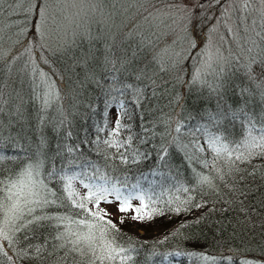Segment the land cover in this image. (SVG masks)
<instances>
[{
    "label": "trees",
    "instance_id": "obj_1",
    "mask_svg": "<svg viewBox=\"0 0 264 264\" xmlns=\"http://www.w3.org/2000/svg\"><path fill=\"white\" fill-rule=\"evenodd\" d=\"M27 8L19 16L15 44L1 46L7 53L0 54V154L17 158L0 162V181L18 178L27 164L42 160L36 178L55 193L49 199L56 203L36 208L33 215L67 219L59 226L54 219L29 224L33 216L23 215L8 235L10 240H0L7 253L0 252V264H93L94 260L101 264L95 257L108 254L103 250L105 240L117 250L128 249L124 264H147L148 255L159 264L161 257L176 252L182 257L171 264H248L250 260L264 264V155L247 160L233 157L235 162L226 156L216 158L204 144V132L197 131L223 132L229 146L235 147L248 134L249 118L255 128H264V37H259L260 55L251 70L226 63L196 74L198 44L191 39L195 35L175 61L151 55L154 38L147 31L128 33L131 28L115 20L90 26L63 49L47 50L32 33L37 10ZM146 19L142 16L140 21ZM106 56L116 59L115 66L105 62ZM125 85H131L124 90L127 114L114 137L104 125L110 123L105 121V103L116 95L110 86ZM177 122L186 134L176 131ZM129 137L119 152L105 144L116 139L123 143ZM197 142L204 151H197ZM122 153L139 156L135 163L131 159L123 163ZM82 164L100 169L96 174L87 167L89 176L105 174L113 181L127 177L129 185L140 179L143 191L152 197L151 204L145 199L149 205L145 211L157 214L140 221L132 213L130 219L116 223L110 214L101 220L73 206L65 198L62 182L47 173L53 167L67 170L68 175L83 173ZM153 171L158 175H150ZM144 174H149L147 182L141 179ZM203 177L207 179L202 182ZM87 191H75L77 204ZM84 203L90 212L105 213L91 202ZM2 218L0 213V224ZM66 230L75 234L73 239L94 237L95 254L83 244L80 251H73L71 244L57 239ZM103 264H121V260Z\"/></svg>",
    "mask_w": 264,
    "mask_h": 264
},
{
    "label": "rangeland",
    "instance_id": "obj_2",
    "mask_svg": "<svg viewBox=\"0 0 264 264\" xmlns=\"http://www.w3.org/2000/svg\"><path fill=\"white\" fill-rule=\"evenodd\" d=\"M26 8L37 10L32 33L36 36L37 44L47 50L63 49L77 35L85 34L90 26L109 24L115 20L126 25L125 28H131L128 33L147 31L148 37L154 38L151 55L169 57L175 61L181 59L190 36L195 35L197 39H191L197 40L198 44L194 54L197 55L196 74L220 69L226 63L251 70L256 56L260 55L257 44L259 37H264V0H0V54L7 53V49L1 46L6 48L17 41L19 16ZM142 16L147 17L146 22L140 21ZM9 77L7 73L6 78ZM115 96L125 100L124 94L116 93ZM105 114L110 115H105V121L110 123L104 125H109L113 130L116 108H107ZM259 129L256 127L253 131L258 133ZM72 185L79 193L84 189L77 179L72 181ZM131 204L138 207L140 201L133 199ZM98 208L110 214L116 223L130 219L133 213L131 210L119 212L116 203L101 202ZM18 220L13 223L3 214L0 229L9 235ZM115 227L118 228V225ZM164 256L159 259V264H169L174 258L182 257L171 256L173 259L165 261ZM146 258L147 264H156L151 255ZM248 264L263 263L250 260Z\"/></svg>",
    "mask_w": 264,
    "mask_h": 264
},
{
    "label": "snow or ice",
    "instance_id": "obj_3",
    "mask_svg": "<svg viewBox=\"0 0 264 264\" xmlns=\"http://www.w3.org/2000/svg\"><path fill=\"white\" fill-rule=\"evenodd\" d=\"M39 5H37V8ZM106 63H112L113 66L116 64V59L109 60V58L105 57ZM139 79V77H137ZM113 81L116 80V77L113 76L111 78ZM131 87V85H125L123 87H112L110 86L109 91L119 93L121 96L124 94V90L126 88ZM139 94L140 90H137V100L135 101L137 104L139 103ZM48 101L45 100V104L47 105ZM106 108L115 107L116 108V121L115 128L112 130L110 135L114 137H118L121 128L123 127L121 121L122 118L127 114L126 110V101L123 99H119L117 96H112L110 100L105 103ZM248 135L244 137V139L235 145V147H230L227 142V136L221 132L219 134L214 132H207L204 129H197V131L204 132V144L207 146V149L210 150L216 158L227 157L230 161L235 162V160H247L251 159L254 155H264V128H260L257 135L253 136L252 131L255 130V123L252 118L248 119ZM176 131H180V126L178 125ZM131 140V137L128 140L121 143L118 139L116 140H106L105 144L109 147H115L119 152L120 148H126L128 142ZM197 151H204V148L199 145L197 142ZM243 149V150H241ZM167 151L166 149L164 150ZM139 153L132 156L131 158L127 154H121L120 159L123 163H128L129 160L133 163L137 161ZM233 157L235 160H233ZM17 157H5L0 154V162L5 159H16ZM160 159L163 161L164 157L161 156ZM43 161L40 160L35 164L29 163L27 164L18 174V178H13L10 180L0 181V213H3L9 220L13 223L17 219H21L25 213L32 215L33 219L29 220L28 223H39L42 220H56L58 222V226L63 224V222L67 219L64 216H35L33 215L36 208H42L49 204L56 203L55 200L49 199L50 196H54L55 193L48 188L47 184L42 179H35L40 175V168L43 167ZM80 168L84 169L83 173L77 172L73 175H68L67 170L61 168L59 171L53 167L51 171L47 173L50 179H58L63 184V193L66 194V199L71 201L73 206L79 207L82 210L89 211L90 215L96 216L99 219L103 220L104 216L107 214H99L96 212H90V210L86 209L84 201L93 203L96 207L99 206L101 202L103 203H116L117 210L119 212H127L133 211V219L134 220H151L156 212L145 211V209L149 206L145 204V199L149 201V204L152 202V197L147 196L146 193L142 189V185L140 179H138L135 183L129 185L128 178L125 177L123 180L116 179L113 181L111 178L107 177L105 174L100 175H92L89 176L87 173V167H93L88 164L87 167L85 165H79ZM63 172L64 174H59ZM93 172L98 174L100 173L99 168L93 167ZM148 175L144 174L141 179L144 181H148ZM150 175L156 176L158 173L155 171L151 172ZM88 179V183L84 182V178ZM75 179H80L81 185L87 189V194L82 198V202L77 204L74 199L78 193L75 192L72 181ZM206 177L202 178V182L206 181ZM100 180L102 183H95L94 181ZM152 183H155L154 181ZM94 189V190H93ZM111 197V198H110ZM136 199L140 201V205L133 206L131 204V200ZM171 203V202H169ZM176 212L180 211V208L175 209ZM80 223H84V221H80ZM110 227H115L111 224V221H105ZM19 229H17L18 231ZM75 234L65 231L59 233L57 239H61L65 241V244H71L73 251H80V245L83 244L90 248L95 254V238L92 236H81L76 235L73 239L72 237ZM0 240H10L8 234L0 229ZM64 245L62 244L61 247ZM4 246L0 244V252H3ZM104 251H107V255H97L95 257L96 260L101 261V264L105 260L115 261L117 257H120L121 264H124V261L128 259L124 254L128 251V249L120 248L116 249L111 241L105 240L104 242ZM39 249H37V252ZM4 255H7L6 252H3ZM182 254L179 252L169 253L164 256V260L167 261L169 256L179 257ZM95 264V260L93 261ZM170 264V262H169Z\"/></svg>",
    "mask_w": 264,
    "mask_h": 264
},
{
    "label": "bare ground",
    "instance_id": "obj_4",
    "mask_svg": "<svg viewBox=\"0 0 264 264\" xmlns=\"http://www.w3.org/2000/svg\"><path fill=\"white\" fill-rule=\"evenodd\" d=\"M173 113H174V112H173ZM175 113H176V114L178 113L177 116H178V117H181V115L179 114V110H176ZM176 114H175V115H176ZM175 115L173 114L174 118H175ZM173 121H174V120H173ZM173 121H172V122H173ZM171 125H172V124H171ZM177 125H178V122H177L176 124H174V127H176ZM180 130H181V132H183L184 134H186L185 131H183V130L181 129V126H180Z\"/></svg>",
    "mask_w": 264,
    "mask_h": 264
}]
</instances>
